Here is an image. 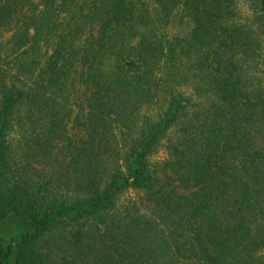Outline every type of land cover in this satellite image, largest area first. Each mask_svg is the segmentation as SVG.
Here are the masks:
<instances>
[{
    "label": "trees",
    "instance_id": "1",
    "mask_svg": "<svg viewBox=\"0 0 264 264\" xmlns=\"http://www.w3.org/2000/svg\"><path fill=\"white\" fill-rule=\"evenodd\" d=\"M8 219L0 264H264V0H0Z\"/></svg>",
    "mask_w": 264,
    "mask_h": 264
},
{
    "label": "rangeland",
    "instance_id": "2",
    "mask_svg": "<svg viewBox=\"0 0 264 264\" xmlns=\"http://www.w3.org/2000/svg\"><path fill=\"white\" fill-rule=\"evenodd\" d=\"M157 156L160 157L161 153L158 152ZM25 227L24 225L17 224L15 221L13 222L11 219L0 223V234L3 238V244L6 245L12 237L16 241L18 235L24 231Z\"/></svg>",
    "mask_w": 264,
    "mask_h": 264
}]
</instances>
